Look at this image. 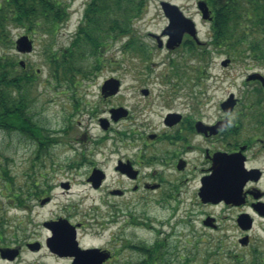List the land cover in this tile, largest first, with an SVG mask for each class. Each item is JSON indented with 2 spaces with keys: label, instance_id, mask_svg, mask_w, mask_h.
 Returning <instances> with one entry per match:
<instances>
[{
  "label": "rangeland",
  "instance_id": "rangeland-1",
  "mask_svg": "<svg viewBox=\"0 0 264 264\" xmlns=\"http://www.w3.org/2000/svg\"><path fill=\"white\" fill-rule=\"evenodd\" d=\"M63 1L69 3L70 14L55 33L42 28L27 31L21 26H12L10 43H0V57L6 56L19 64L16 74H22L24 70L27 74H38L34 88L27 91L29 114L45 128L44 134L54 139L43 153L37 155V144L32 139L17 131L0 130V249L19 250L14 259L3 258L0 253V264H71L67 257L36 252L27 247L35 240L43 242L47 232L41 228V223L60 215L70 216L73 222L86 223L87 228L81 232L84 247L119 249L108 264H142L145 253L132 245L150 247L157 241L163 245L169 264H237V258H234V252L239 253L237 230L231 223L222 225L220 231L204 229L200 215L209 208L190 204L191 187L177 200V174L172 167L169 170L158 165L144 168L142 179L150 183L155 181L150 176L153 167L163 173L160 190L141 189L128 192L123 198L110 193L119 178L112 169L116 158L124 151L131 158L138 155V144L142 142L136 140L138 133L144 132L143 135L148 136L162 130L168 108L161 104L160 94L165 95L166 90L175 92L177 89V112L187 116L194 106H198V110L212 113L215 118L219 103L231 94L239 98L242 105L248 104L252 90L244 83L247 70L243 66L244 59L238 57L251 53L264 56V48L252 49L248 45L256 42L248 40L225 54L223 47L211 44L210 23L202 18L198 8V2L202 0H146L141 17L134 25V36L141 46L144 45L143 53L134 47H124L130 36L115 38L110 33L99 51V69L89 78L81 79L75 89L55 88L49 80V50L53 47L61 51L74 41L78 29L84 26L82 17L89 2ZM162 1L178 5L183 14L195 22L202 45L188 44L187 39L191 37L186 35L174 50L158 47L155 35H159L164 43L168 39L163 35L169 21L161 8ZM24 34L33 39L34 48L29 54H21L16 49L17 39ZM257 43L264 44V41ZM201 51L205 52L203 56ZM228 55L235 60L225 68L221 61ZM20 61H24V68ZM89 61H93V56ZM112 77L121 81L120 92L112 100H103L101 87ZM134 88L152 89L150 102L140 97ZM134 103L151 106L145 120L149 121L148 125L134 127L126 120L106 130L108 125L104 128L102 121L99 122L100 119L105 120L104 124L109 122L104 116L110 105L131 106ZM121 137H127L125 142L131 144V148L121 149L125 146L118 139ZM146 142L158 144L156 140L147 139ZM117 146L120 147L118 154L112 151ZM158 147L154 145L157 151ZM68 164H75V167L69 168ZM93 164H99L107 174V181L99 190L85 181ZM64 184H69V188H64ZM13 192L23 203L12 195ZM45 196H50L51 201L42 205L40 199ZM221 210L216 208L214 213ZM95 221L106 223L101 233H96Z\"/></svg>",
  "mask_w": 264,
  "mask_h": 264
},
{
  "label": "flooded vegetation",
  "instance_id": "flooded-vegetation-1",
  "mask_svg": "<svg viewBox=\"0 0 264 264\" xmlns=\"http://www.w3.org/2000/svg\"><path fill=\"white\" fill-rule=\"evenodd\" d=\"M238 59H244L243 66L247 69L244 73V83L250 85L252 90L249 103L242 105L240 99L231 94L219 103L215 118L212 113L198 110V106H194L192 113L187 116L177 112V89H174L175 92L166 90L165 95L160 94L161 104L168 108L162 120V130L159 133L153 131L148 136L143 135L144 132L138 133L136 140L142 142L138 144L140 150L136 157L131 158L127 155L128 152L124 151L131 148V144L125 142L127 137L118 138L125 146H121L124 152L116 158L112 169L119 178L118 184L112 187L110 193L123 198L128 192L159 189L164 182L161 178L163 173L153 167L150 176L155 181L150 183L142 179L144 168L158 165L169 170L172 167V171L177 174V200L182 197V192L191 187L193 195L190 204L209 208L205 214L200 215V223L204 229L220 231L222 225L231 223L238 232L236 243L239 253L234 252L237 263L264 264V56L251 53ZM234 60L235 58L228 55L221 61V65L228 68ZM134 91L140 97L148 99L147 102H150L153 96L152 89L134 88ZM108 92V89L101 87L103 100L109 101L117 96L107 94ZM150 107L148 104L140 106L138 103L131 106L110 105L107 115L104 116L109 119L106 130L126 120L134 127L144 126L149 122L145 120L149 117ZM115 108H124V115L114 119ZM147 139L156 140L158 144L146 142ZM101 140L104 141L105 138ZM154 145L159 146V151ZM112 151L118 154L120 147L117 146ZM68 167L74 168L75 164H68ZM90 168L85 181L94 188L90 176L94 170H101V185L96 188L99 190L107 181V174L99 164H93ZM126 182L131 183L126 185ZM62 186L68 189L70 185ZM220 191L224 193L221 194ZM44 198H48L46 203L51 201L50 196ZM216 208L222 209L221 212L215 214ZM60 219L68 220L76 228L79 245L81 248H88L81 244V232L87 228L86 223L73 222L70 216L61 215L51 218L48 222H57ZM206 220H209V225L205 224ZM94 224L96 233H101L106 226V223L98 221ZM41 228L47 232L46 238L43 242H31L38 244L34 251H46L53 256L67 257L72 264L74 257L60 256L47 246V240L52 236L51 227L46 226L43 221ZM118 250H105L109 258L103 264H108Z\"/></svg>",
  "mask_w": 264,
  "mask_h": 264
},
{
  "label": "trees",
  "instance_id": "trees-1",
  "mask_svg": "<svg viewBox=\"0 0 264 264\" xmlns=\"http://www.w3.org/2000/svg\"><path fill=\"white\" fill-rule=\"evenodd\" d=\"M144 2L147 1L89 0L81 22L84 26L75 35L74 41L61 51H56L53 47L49 50V80L54 83V87L75 89L81 79H87L94 74L101 63L99 51L103 40L110 38V33H113L115 38L130 36L124 47H134L143 53L144 45L141 46L134 36V25L141 17ZM206 2L212 8L213 16L210 23L211 44L218 48L223 47L225 53L239 48L248 40L256 42L250 43L248 47L264 48V44L257 43L264 41V0ZM69 8V3L63 0H0V43H10L12 26H21L27 31L42 28L49 33H55L57 28L67 22ZM187 41L188 44H195L192 38ZM204 54V51L200 52L201 56ZM92 56L93 61H89ZM18 65L11 58L0 57V130L17 131L29 137L37 144L36 154L39 155L54 139L44 134L45 128L36 123L29 114L30 99L27 91L31 92L34 88L38 74H27L26 70L22 74H16ZM2 173L7 176L6 171ZM9 183L12 185V181ZM12 195L23 203L19 195L14 192ZM132 247L145 253L142 264H169L165 259V249L159 241L150 247Z\"/></svg>",
  "mask_w": 264,
  "mask_h": 264
},
{
  "label": "water",
  "instance_id": "water-1",
  "mask_svg": "<svg viewBox=\"0 0 264 264\" xmlns=\"http://www.w3.org/2000/svg\"><path fill=\"white\" fill-rule=\"evenodd\" d=\"M161 8L169 20L168 26L163 31V35L168 36V40L165 44L166 48L174 50L179 47L183 42L185 35L191 36L198 44H200L195 22L191 18L185 16L178 5L162 1ZM198 8L201 11L203 19H211L210 9L205 1H199ZM155 37L157 39L158 47L162 48L164 46L163 40L159 35H155ZM16 48L20 53H30L33 50V42L28 35H23L17 39ZM20 64L23 67L25 66L24 61H20ZM120 86V80L112 77L104 82L102 88L108 89L109 92L107 94L113 95L119 92ZM113 111L115 113L113 117L114 119H118L124 115V113H122V108H115ZM101 121L102 126L106 128L107 124H104L105 120ZM101 179V171L94 170L91 176L94 187H99ZM219 193L223 194L224 192L220 191ZM205 224L209 225V220H206ZM45 225L52 229V236L48 238L47 246L52 252L57 253L60 256L74 257L73 264H103L108 259L109 255L98 248H81L77 240L76 228L70 224L68 220L60 219L57 222H45ZM28 247L30 250L34 251L38 248V244H28ZM0 253L3 258L14 259L19 254V250L4 248L0 249Z\"/></svg>",
  "mask_w": 264,
  "mask_h": 264
}]
</instances>
